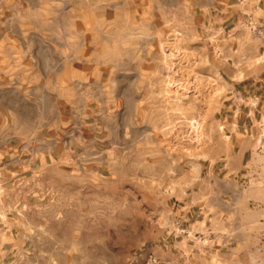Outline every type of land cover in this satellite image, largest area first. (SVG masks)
<instances>
[{
	"label": "rangeland",
	"instance_id": "1",
	"mask_svg": "<svg viewBox=\"0 0 264 264\" xmlns=\"http://www.w3.org/2000/svg\"><path fill=\"white\" fill-rule=\"evenodd\" d=\"M252 1L0 0V65L29 55L15 81H45L47 120L86 94L110 191L127 209L141 195L149 220L157 208L160 229L189 238L188 264H264V0ZM210 226L220 242L204 243Z\"/></svg>",
	"mask_w": 264,
	"mask_h": 264
},
{
	"label": "crops",
	"instance_id": "2",
	"mask_svg": "<svg viewBox=\"0 0 264 264\" xmlns=\"http://www.w3.org/2000/svg\"><path fill=\"white\" fill-rule=\"evenodd\" d=\"M7 56L0 65V264H128L143 249L142 264L150 253L164 264H188L189 238L160 229L157 208L149 220L141 195L127 209L128 194L110 191L107 160L98 157L106 152L97 141L100 121L86 94L47 120L45 81H15L16 73L30 74L29 55L17 70ZM173 213L187 219L183 210ZM202 229L205 244L220 242L221 229Z\"/></svg>",
	"mask_w": 264,
	"mask_h": 264
},
{
	"label": "built area",
	"instance_id": "3",
	"mask_svg": "<svg viewBox=\"0 0 264 264\" xmlns=\"http://www.w3.org/2000/svg\"><path fill=\"white\" fill-rule=\"evenodd\" d=\"M145 264H160L158 259L152 254H148Z\"/></svg>",
	"mask_w": 264,
	"mask_h": 264
}]
</instances>
